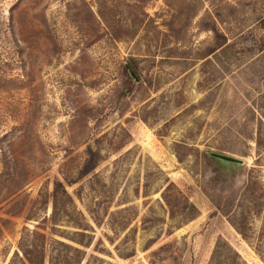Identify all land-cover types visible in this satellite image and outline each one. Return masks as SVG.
Wrapping results in <instances>:
<instances>
[{"label":"rangeland","instance_id":"1","mask_svg":"<svg viewBox=\"0 0 264 264\" xmlns=\"http://www.w3.org/2000/svg\"><path fill=\"white\" fill-rule=\"evenodd\" d=\"M64 180L85 245L51 232ZM35 229L80 264H264V0H0V264Z\"/></svg>","mask_w":264,"mask_h":264},{"label":"trees","instance_id":"2","mask_svg":"<svg viewBox=\"0 0 264 264\" xmlns=\"http://www.w3.org/2000/svg\"><path fill=\"white\" fill-rule=\"evenodd\" d=\"M224 37V36H223ZM134 73H136V63L132 60L129 63ZM210 151H203V158L205 160L206 166L210 169L212 173V181L214 183L221 182L222 184L227 182V177L229 172L225 168L229 165L227 162L219 160L209 154ZM93 160H88L86 165H91L89 170H86L79 176L81 179L83 176L87 175L92 171ZM77 181V180H76ZM74 182V181H73ZM71 182L56 181L52 191V210L50 214V227L51 232L54 231L59 235L67 238L70 241L76 242L78 244H83V236H86L81 224L80 217L79 220H71L69 218L70 214L68 212V207H73L77 215H81L80 211L76 210L72 196L67 192L66 185L71 184ZM177 193H179L177 195ZM163 200L168 206L170 217L179 218L181 222H185L193 219L197 215V209L194 204L189 202L188 198L182 195L181 191L176 188L173 184L168 185L163 193ZM212 199V198H211ZM214 200V199H212ZM233 202V198L226 203L225 209H228ZM214 207L217 210H222L223 207L220 206L219 202H213ZM66 218V222L72 224L81 231H75L72 235L62 232L56 227L58 222H63ZM54 230V231H53ZM79 236V238L77 237ZM220 246L216 245L211 262L215 259ZM84 251L70 243L62 240L53 238L52 236H46L39 230H26L22 233V236L18 243V250L14 252L12 258L8 264H80L83 258ZM124 257H128L124 256ZM215 264V263H214Z\"/></svg>","mask_w":264,"mask_h":264},{"label":"water","instance_id":"3","mask_svg":"<svg viewBox=\"0 0 264 264\" xmlns=\"http://www.w3.org/2000/svg\"><path fill=\"white\" fill-rule=\"evenodd\" d=\"M125 68L127 69L129 75L134 78L135 81L138 82V79L134 73V71L127 65L125 64ZM209 154L219 160L225 161L227 163H235V164H243V160L239 159V158H235L229 155H225V154H221V153H217V152H209Z\"/></svg>","mask_w":264,"mask_h":264}]
</instances>
